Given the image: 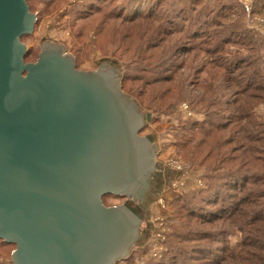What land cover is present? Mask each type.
<instances>
[{
    "label": "water",
    "instance_id": "water-1",
    "mask_svg": "<svg viewBox=\"0 0 264 264\" xmlns=\"http://www.w3.org/2000/svg\"><path fill=\"white\" fill-rule=\"evenodd\" d=\"M36 20L27 0H0V239L16 244L13 264H113L147 236L129 202L155 167L157 136L139 134L151 113L118 73L83 75L61 42L42 41L26 62L21 37ZM107 193L126 201L107 206Z\"/></svg>",
    "mask_w": 264,
    "mask_h": 264
},
{
    "label": "trees",
    "instance_id": "trees-1",
    "mask_svg": "<svg viewBox=\"0 0 264 264\" xmlns=\"http://www.w3.org/2000/svg\"><path fill=\"white\" fill-rule=\"evenodd\" d=\"M112 1L101 0L100 5L96 4L97 10ZM128 1L131 9L125 14L127 9L122 6L120 15H123L121 22L124 24L117 29L119 47L127 38L123 40L125 22L129 21V24L150 16L151 39L158 38L157 43L152 41L151 49L157 50L166 43L164 54L159 50L157 55L151 53V68L156 71L148 83L151 84V108L175 111L188 94L189 85L193 84L176 68L169 75L171 67L162 64L177 56L183 61V54L193 50L195 44L184 45L183 38H197V55L199 51L211 54L205 69L211 71L209 79L217 82L204 84L202 91L192 100L195 109L203 112L204 117L180 119L176 131L177 151L191 164L206 168V186L194 190L192 195L182 194L175 199V210L181 222L176 225L164 258L155 264H264V122L256 112V105L264 102V43L258 42L255 33L239 19L222 21L218 17L228 19L226 10L235 5L228 0H210L205 6L203 0L180 1L182 4L191 2V11L202 6L197 18L204 17L203 20L184 13V5L173 6L163 13L161 7L165 0ZM262 5L264 7V3ZM91 8L84 9V13L93 11ZM243 10L245 14L247 6ZM159 15L160 20L154 19ZM165 18L167 23L163 24ZM176 33H182L179 39H169ZM28 35H23L21 40ZM140 40L135 48L129 49L133 55H143L141 52L146 45L143 47ZM232 44L246 47L247 53L230 51L229 45ZM30 52L29 49L24 55L26 62ZM123 62L124 68L128 67ZM183 66L184 63L181 68ZM198 70L200 72L202 67ZM140 79L123 72L121 88L144 108L140 98L150 88H141L138 94L126 89L128 81ZM108 196L119 197L107 193L102 197L103 202ZM188 218L195 221H187ZM218 220L227 221L230 227L227 223H220L222 227L216 226L213 231L197 229L202 222L213 224ZM230 229L241 232V244L226 253L229 247L226 236ZM134 255L132 251L124 260L133 264Z\"/></svg>",
    "mask_w": 264,
    "mask_h": 264
},
{
    "label": "rangeland",
    "instance_id": "rangeland-1",
    "mask_svg": "<svg viewBox=\"0 0 264 264\" xmlns=\"http://www.w3.org/2000/svg\"><path fill=\"white\" fill-rule=\"evenodd\" d=\"M180 1L181 0H165L166 3L164 2V4H162L161 11L164 13V10H168L173 6L179 8L180 5H184V13H187L188 16L194 17L197 20H203L204 17L197 18L202 6H198L197 11H191V2L182 4ZM209 1L210 0H203V6L208 4ZM228 1L236 5H233L232 9H225L228 14V19L225 17H218L222 21H237L239 19L238 21L245 23L249 31L255 33L258 42L261 41L264 43V7L262 5L264 0ZM100 2L101 0H29L27 2L29 9L36 15L37 20L34 23L33 31L22 39V42L28 48L27 50H31L28 58L29 61L27 62L37 61L39 53L41 52L40 44L42 41L48 39L61 42L66 48L62 51V54L70 52L75 59V63L77 64L76 68L78 70H95L99 62L109 61L112 63L115 59L119 69V80H121L123 72L128 73L130 77L137 76L141 78L134 82L128 81L126 84L127 90L133 94H138V92L142 91L141 88H150L151 84L148 85V83H151V79L155 77L156 71H153L154 69L151 68V53L157 55V50H159L164 54L166 43L157 50L151 49V44H153L152 41L155 40L157 43L158 38L154 36L153 39H151L150 16L143 19H136L129 24V21L125 22L123 19L125 22V35H123V40L124 37L127 38L126 42L122 43V46L119 47L120 36L117 34L119 33L117 29L124 24L121 22V17H123V15H120L122 6L127 9L125 10L126 14L129 13L128 10L131 9V5L128 0H114L112 4L104 3L102 8L97 10L96 7L100 5ZM93 3L95 4L93 8H91ZM97 3L98 5L96 6ZM244 6H247L245 14L243 10ZM89 8L93 11L84 13V9ZM242 14H244V16ZM154 19L160 20V15L156 18L154 17ZM176 21L182 22V19L176 18ZM162 23H167L166 18ZM211 30L215 31V29ZM126 31H128L127 34ZM130 31L131 33H129ZM136 31H138V33ZM181 35L182 33H176V35H170L169 39H179ZM140 38L143 47L146 46L145 50L141 52L143 55L136 56L133 55L129 49L132 47L135 48ZM183 39L184 41L182 43H184V45L187 43L195 44L193 50L188 54H183V61L177 56V58H172V60L166 63L164 61L162 64H166L169 68L171 67L168 70L169 75L171 74V70L176 68L180 73H183V77L188 76L187 80L193 83L190 84L188 88L190 91H188V94L190 93V95L188 96V94H186L184 99H182L183 101L177 105V109L173 112L151 108V88L142 95L141 98L139 97L143 101L144 106V108L140 107L142 118L146 117L147 112L151 113V120L141 128L139 134L142 136L148 133H154L157 136L158 149L154 153V164L155 168L158 165L161 167L158 166L156 173L159 174L158 178H162L161 180H163V178L165 179V183L163 182L164 185L161 186L160 189H158V187L155 189L154 185L152 187L150 182L148 185V190L150 191L148 197L144 200L140 197V193L143 191L144 187L140 185L136 198H132L141 204V214L146 217L141 221L140 231H143V229L146 231L148 228L147 232H144V235H147L145 243L143 242L141 246L138 243H134L130 249V253L132 251L135 252L132 261L133 264H155L162 261L168 250L171 236L176 230V225L181 222L180 216L175 210V199L182 194L192 195L193 192H195L194 190L206 186V179L204 177L206 168L200 164H191L177 151L175 145L177 139L176 131L179 128L180 119H201L204 117L203 112L195 109L192 100L202 91V86L204 84L211 81L213 84L217 82L211 78L209 79V73L211 71L205 69L209 60L212 58L211 54L207 51H199L200 53L197 55L195 53V51H198V45L195 42L197 38L189 40L187 37ZM262 48V52H264V47ZM229 50L247 53L246 47H237L234 44L229 45ZM153 57L155 58V56ZM123 60L127 63L126 66L128 67L124 68ZM183 63L184 66L181 68ZM201 67L202 70L198 72V68ZM171 86H173V84H171ZM256 112L264 122V102L256 105ZM178 172H180V174H178ZM146 178L149 179V177ZM146 178L144 177V179ZM160 179L158 180L160 181ZM145 181L144 184L147 185L148 180ZM156 183L158 185L157 180ZM152 188H154L153 193L151 191ZM125 199L126 197L121 195H119V197L108 196L104 199V204L107 206L119 205L124 203ZM188 220L195 221V219L191 218H188L187 221ZM220 223H227L229 225L225 220H218L213 222V224L202 222V225L200 227L198 226L197 229L213 231L216 226H221ZM226 242L229 246L226 253H230L233 249L240 246L241 232L230 229V234L226 236ZM15 248L16 246L11 243H6L0 239V264H13L11 254ZM129 263L130 260L120 259L113 264Z\"/></svg>",
    "mask_w": 264,
    "mask_h": 264
},
{
    "label": "flooded vegetation",
    "instance_id": "flooded-vegetation-1",
    "mask_svg": "<svg viewBox=\"0 0 264 264\" xmlns=\"http://www.w3.org/2000/svg\"><path fill=\"white\" fill-rule=\"evenodd\" d=\"M51 59H52V61H56V57H55V55H54V53L52 54V56H51ZM110 64V70H108L107 69V66ZM62 65L64 66V68H65V70L74 78V79H76V80H78L81 84H82V86H83V88H86L85 86H84V83H83V81H85L84 80V71L83 70H81L80 72H82L83 73V75L80 73V72H76V71H74L70 66H69V63L68 62H65V63H62ZM98 66H97V70L99 69L100 71H103V72H108V73H110V76H111V78L112 79H116V76H117V73H118V64H117V61L114 59L113 61H112V64L111 63H109V62H105V63H101V62H99L98 64H97ZM107 65V66H106ZM92 71H95V70H92ZM85 84H87V81L85 82ZM83 92H85L84 90H83ZM145 153H146V156H147V162L148 161H150L151 162V155H152V149H146V151H145ZM148 157H149V160H148ZM157 168H155L154 167V169H153V167H151V175L149 176V179H146V180H148L147 181V185H145L144 183L143 184H141L142 185V187H144V189H143V191L140 193L141 195H140V197L144 200V199H146L147 197H148V194H149V191L150 190H148V185H149V183L151 182V185H152V187H153V185H154V188L156 189V187H158V185H157V183H156V180H157V182L159 181L158 179H160V177L158 178V176H159V174L158 173H156L157 172ZM155 176H157V177H155ZM157 178V179H156ZM149 188H150V186H149ZM154 188H152L151 189V191H152V193H153V191H154ZM148 190V191H147ZM151 193V194H152ZM125 201H126V199H125ZM129 204H131L138 212H140V214H141V204H139V203H137V202H129ZM141 216H143L142 214H141ZM142 220H143V218H142Z\"/></svg>",
    "mask_w": 264,
    "mask_h": 264
},
{
    "label": "crops",
    "instance_id": "crops-1",
    "mask_svg": "<svg viewBox=\"0 0 264 264\" xmlns=\"http://www.w3.org/2000/svg\"><path fill=\"white\" fill-rule=\"evenodd\" d=\"M159 166V165H158ZM160 167V166H159ZM161 168V167H160ZM164 177V176H163ZM167 177V176H166ZM162 179V178H161ZM160 179V181H158V189H160V187L161 186H163L164 185V183H165V179L163 178V180H161ZM164 182V183H163Z\"/></svg>",
    "mask_w": 264,
    "mask_h": 264
}]
</instances>
